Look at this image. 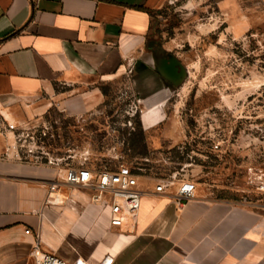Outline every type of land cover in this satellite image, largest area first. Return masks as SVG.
<instances>
[{
	"label": "crops",
	"instance_id": "crops-1",
	"mask_svg": "<svg viewBox=\"0 0 264 264\" xmlns=\"http://www.w3.org/2000/svg\"><path fill=\"white\" fill-rule=\"evenodd\" d=\"M163 2L0 0V127L19 129L54 108L83 114L99 98L90 85L132 61L137 91L163 95L148 13ZM11 135L0 136V264H33L36 239L71 264H264V212L205 197L192 181L194 197L183 198L181 182L155 192L154 180L139 177L135 224L113 227L82 186L59 183L57 202L47 203L57 169L15 157Z\"/></svg>",
	"mask_w": 264,
	"mask_h": 264
},
{
	"label": "rangeland",
	"instance_id": "rangeland-1",
	"mask_svg": "<svg viewBox=\"0 0 264 264\" xmlns=\"http://www.w3.org/2000/svg\"><path fill=\"white\" fill-rule=\"evenodd\" d=\"M149 12L150 36L172 57L169 89L137 91L126 60L90 85L99 98L83 114L54 108L28 124L16 141L21 160L123 164L138 178L192 181L205 197L264 212V0H164ZM136 121L144 140L132 147Z\"/></svg>",
	"mask_w": 264,
	"mask_h": 264
},
{
	"label": "built area",
	"instance_id": "built-area-1",
	"mask_svg": "<svg viewBox=\"0 0 264 264\" xmlns=\"http://www.w3.org/2000/svg\"><path fill=\"white\" fill-rule=\"evenodd\" d=\"M29 1L35 7L38 0ZM26 127L27 125L22 124L17 129L15 123L6 120L5 124L0 127V136L12 134L15 157L20 160L21 157L16 146V141L25 135L26 137L29 136L24 132L27 131ZM43 129H46L45 125H43ZM41 133L45 136L44 130H41ZM30 138L33 139V137ZM56 181L54 185L49 186L47 203L57 202V199L52 198L51 194L59 190V186L57 185L59 183L82 186L91 191V202L108 208L111 226L120 227L125 223L135 224L140 208V200L145 191L139 186L138 177L127 166L119 164L115 169H109L106 166L93 169L86 167L83 162L76 166H59L57 168ZM172 184L173 182L171 181L166 183L158 182L154 186V191L164 192ZM175 192L180 197L193 198L195 187L192 182L181 181ZM24 233L28 234L29 230H25ZM39 244V240L36 239L30 251L33 264H71L54 254L44 252Z\"/></svg>",
	"mask_w": 264,
	"mask_h": 264
},
{
	"label": "flooded vegetation",
	"instance_id": "flooded-vegetation-1",
	"mask_svg": "<svg viewBox=\"0 0 264 264\" xmlns=\"http://www.w3.org/2000/svg\"><path fill=\"white\" fill-rule=\"evenodd\" d=\"M151 58L153 69L163 80L165 87L169 89L168 86H171L170 79L173 76L170 72L173 65L171 55L158 43L151 51Z\"/></svg>",
	"mask_w": 264,
	"mask_h": 264
},
{
	"label": "trees",
	"instance_id": "trees-1",
	"mask_svg": "<svg viewBox=\"0 0 264 264\" xmlns=\"http://www.w3.org/2000/svg\"><path fill=\"white\" fill-rule=\"evenodd\" d=\"M148 13L150 15L149 11H148ZM129 140H130V143H131L132 147H136L138 145H142L143 144L144 134H143V131L141 129L139 121H136V130L129 134ZM139 155L144 156V157L147 156L144 152L140 153Z\"/></svg>",
	"mask_w": 264,
	"mask_h": 264
}]
</instances>
